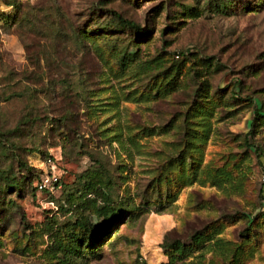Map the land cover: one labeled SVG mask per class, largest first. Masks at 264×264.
<instances>
[{
    "label": "rangeland",
    "instance_id": "rangeland-1",
    "mask_svg": "<svg viewBox=\"0 0 264 264\" xmlns=\"http://www.w3.org/2000/svg\"><path fill=\"white\" fill-rule=\"evenodd\" d=\"M5 1L0 264H264V0Z\"/></svg>",
    "mask_w": 264,
    "mask_h": 264
},
{
    "label": "trees",
    "instance_id": "trees-1",
    "mask_svg": "<svg viewBox=\"0 0 264 264\" xmlns=\"http://www.w3.org/2000/svg\"><path fill=\"white\" fill-rule=\"evenodd\" d=\"M219 4H217L218 6ZM222 7H224V5H221ZM3 7L6 8L8 10V12H5L6 15H9L8 17L12 20V22H18L20 21L22 18L20 16L21 11H22V6H21V2H19L18 0H6L3 3ZM111 11V22L107 23L108 27H114V28H128L130 30H132L134 33H140L143 34L144 30L141 29L139 26H137L133 21L123 17L119 12L117 11ZM75 37L77 39H79L80 41L83 40V37L81 36L79 30H75ZM30 154H36V152L31 151ZM40 158V156H39ZM46 158H50V156H44L43 160ZM180 160V159H179ZM179 163H177L176 165L179 166L178 170L176 172L173 171V166H167L165 167L164 170H160V175L158 177V179H156V184H160L163 186H166L164 189H167V182L169 181L171 184H178L180 185L183 182V178H184V167L182 165H184V163H182L183 161H179ZM26 173L23 174L24 179L28 182V185H30L31 190H37V182L39 180V176L42 174L43 170L36 168V166L32 165V164H28V165H24ZM34 169L35 172H34ZM58 184L61 186V181L60 178L58 179ZM176 184V185H177ZM166 192V191H165ZM45 194L48 195L47 192H44ZM162 197V196H161ZM60 204H58V206H56V209H62L64 206V201H60ZM112 216L109 217L105 216V218H103V222L101 227L99 228H92L91 230H89L88 233L85 234V236L83 237V243L82 246L83 247H93L101 238L102 236L106 233V231L112 226ZM165 236H163V241L160 243V246L162 247L163 251H175L177 247H180V245H178V241H171V242H164ZM193 241V240H191ZM194 241H195V237H194ZM164 254H166V252H163ZM169 255V254H167Z\"/></svg>",
    "mask_w": 264,
    "mask_h": 264
},
{
    "label": "built area",
    "instance_id": "built-area-1",
    "mask_svg": "<svg viewBox=\"0 0 264 264\" xmlns=\"http://www.w3.org/2000/svg\"><path fill=\"white\" fill-rule=\"evenodd\" d=\"M47 162H49V158L47 159ZM47 165H49V163H47ZM36 186L38 191H45L48 194H52L53 191L60 188L57 177L53 176L50 172H42ZM46 203L52 205L51 200Z\"/></svg>",
    "mask_w": 264,
    "mask_h": 264
}]
</instances>
